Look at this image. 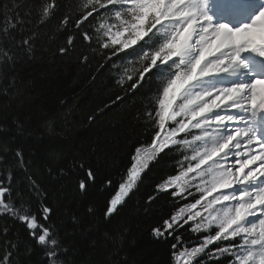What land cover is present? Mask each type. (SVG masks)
Wrapping results in <instances>:
<instances>
[{"label":"snow or ice","instance_id":"6c2138e0","mask_svg":"<svg viewBox=\"0 0 264 264\" xmlns=\"http://www.w3.org/2000/svg\"><path fill=\"white\" fill-rule=\"evenodd\" d=\"M60 7L58 0H38L27 16L5 17L6 43L0 47L4 68L14 71L18 54H32L39 28L31 29V24L49 23ZM210 7L211 0H83L78 13L73 10L59 18V29L75 31H69L58 54L70 55L79 39L82 64L89 63V52L111 61L113 67L120 61L124 71L117 82H130L126 89L130 96L152 76L166 81L162 90L158 89V106L144 114L153 129L150 143L136 146L130 153V166L117 185L108 178L101 183V190L109 191L103 219L111 222L119 215L143 174L158 156L163 159L161 154L167 155L170 146H176L172 150L191 146L193 154L183 157L187 165L181 161L177 174L156 184L155 194L148 197V203L160 195L176 203L185 201L151 229L153 237L174 241L171 255L175 264H193L194 260L196 264H264V75L251 73L242 59L250 53L264 61V7L235 29L223 22L214 24ZM86 24L91 29H86ZM17 28L30 30L17 35ZM157 37H162V42ZM220 38L219 47L202 57ZM134 62L141 63V68L126 67ZM241 70H249L247 82L213 87L206 80ZM123 99L117 95L112 103ZM104 114L103 108L97 110L89 115V123ZM169 121L174 126H167ZM192 129H198L199 134L189 141L186 137ZM181 134L184 138L178 139ZM8 151L5 146V154L0 155V217L6 221L0 227V264H15L16 253L21 251L9 236L14 230L9 222L23 228L29 240L23 251L31 256L38 250L40 264H75L68 259L72 250L64 247L52 221L47 192L26 174L20 149L15 151L13 164L8 163ZM15 163L25 175L13 171ZM73 167L80 173L77 182L82 193L97 184L98 170L93 165L74 162ZM192 189L199 195L186 202L194 197ZM88 211L94 213L91 207ZM72 221L77 223V218L73 216ZM181 230L206 235L188 248Z\"/></svg>","mask_w":264,"mask_h":264},{"label":"trees","instance_id":"16d2710c","mask_svg":"<svg viewBox=\"0 0 264 264\" xmlns=\"http://www.w3.org/2000/svg\"><path fill=\"white\" fill-rule=\"evenodd\" d=\"M37 2L0 0V47L6 43L3 39L5 17L27 16L36 9ZM58 3L61 7L49 23L31 24V29L39 28L32 54H18L14 71L4 68L0 61V69H3L0 74V155L5 154L7 146L8 163L13 164L16 149L23 153L26 174L47 192V203L53 209L52 221L64 247L72 250L68 259L75 264H119L122 260L127 264H175L171 255L174 241L155 239L151 229L185 201L176 203L164 195L152 203L147 200L155 194L156 184L177 174L183 157L193 154L191 146L178 150L170 146L167 155L161 154L163 159L158 156L143 174L142 182L119 215L111 222H106L102 215L109 191H102L101 183L108 178L113 186L117 185L130 166V153L136 146L150 143L153 129L144 114L158 106V89L162 90L166 81L152 76L130 96L126 92L130 82L123 85L117 82L124 71L120 61L113 67L111 61L89 52V63L82 64L79 39L76 50L61 57L58 48L66 43L69 31L75 29H59V18L65 13L72 14L73 10L78 13L83 0H58ZM72 18L74 20L75 15ZM32 19L35 20V16ZM91 27L85 25L86 29ZM29 30L17 28V35ZM157 39L162 42V37ZM141 66L135 62L126 65L129 69ZM13 80L15 83L10 87ZM117 95L124 99L112 103ZM62 100L65 103L62 104ZM101 108L105 114L90 124L89 115H95ZM167 126H174L173 122L169 121ZM196 134L199 131L191 130L186 138L191 141ZM179 138H184V134ZM74 162H86L98 170L97 184L90 186L86 193L78 188L80 173L74 169ZM187 163L183 161L185 166ZM13 171L25 175L18 163ZM192 191L194 197L186 202H192L199 195L194 189ZM90 207L94 209L93 214L88 211ZM73 216L77 223H73ZM5 223V218L0 217V227ZM8 226L14 229L9 236L21 249L16 253L15 264L20 261L40 264L42 254L38 250L31 256L23 251L29 245L23 228L10 222ZM181 234L188 248L196 246L198 239L206 235L186 230H181ZM2 240L0 237V242Z\"/></svg>","mask_w":264,"mask_h":264},{"label":"rangeland","instance_id":"374dc122","mask_svg":"<svg viewBox=\"0 0 264 264\" xmlns=\"http://www.w3.org/2000/svg\"><path fill=\"white\" fill-rule=\"evenodd\" d=\"M257 11H259V9H257L256 12ZM247 22H249V21L247 20ZM224 75H229V74H224ZM249 78H251L250 75H249ZM206 80L208 82H210L213 87L230 86V85H232L231 83L228 82V80L225 77L224 78H221L220 74H216V75H214L212 77L206 78Z\"/></svg>","mask_w":264,"mask_h":264},{"label":"bare ground","instance_id":"6f19581e","mask_svg":"<svg viewBox=\"0 0 264 264\" xmlns=\"http://www.w3.org/2000/svg\"><path fill=\"white\" fill-rule=\"evenodd\" d=\"M211 3H212V0H211ZM248 54H250V53H248ZM251 55H254V54H251ZM253 61L255 63V67L258 70V73L261 74V68H262V65H264L263 61L260 60L259 58L255 57V56L253 57ZM256 75H257V73H256ZM239 78H240L241 82H246V79H245V75L244 74H241L239 76ZM236 79H238V78H236Z\"/></svg>","mask_w":264,"mask_h":264},{"label":"clouds","instance_id":"9594fccd","mask_svg":"<svg viewBox=\"0 0 264 264\" xmlns=\"http://www.w3.org/2000/svg\"><path fill=\"white\" fill-rule=\"evenodd\" d=\"M262 23H264V22H262ZM221 40H222V38L218 39L216 45H214L212 48H208V49H206L205 52H203V53L201 54L202 57H203L204 55H211L212 52H213L217 47H219Z\"/></svg>","mask_w":264,"mask_h":264}]
</instances>
